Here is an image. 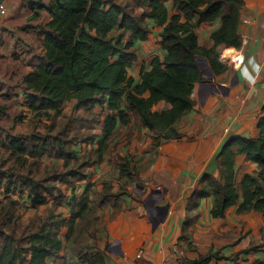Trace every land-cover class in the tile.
<instances>
[{
    "label": "crops",
    "instance_id": "crops-1",
    "mask_svg": "<svg viewBox=\"0 0 264 264\" xmlns=\"http://www.w3.org/2000/svg\"><path fill=\"white\" fill-rule=\"evenodd\" d=\"M51 1L4 0L7 11L0 16V166L2 157L11 152L7 134L43 133L46 128L42 122L50 126L49 131L54 130L50 133H56L58 126H73L71 117H79L83 122L81 136L87 138L82 147L87 152L95 150L102 138L103 117L109 112L105 104L76 107V100L70 99L57 116L49 118L34 116L25 104L23 76L34 69L44 52L40 29L50 20L45 7ZM161 1L169 15L175 12L171 0ZM134 8L138 14L150 11L142 1ZM144 21L147 38L132 40L136 59L128 75L133 84L139 82L142 68H150L153 56L162 59L166 54L158 43L162 25L149 16ZM220 25L221 19L217 18L195 27L201 48L213 47L211 35ZM237 33L239 47H215L227 64L224 71L216 74L205 56H196L204 81L194 83L193 107L174 123L179 137L163 138L154 145L153 137L158 133L140 125L131 115L127 124H117L101 157L93 154L85 164L83 172L87 177L74 183L56 180V190L46 193V202L35 205L48 203L49 213L68 218L72 206L66 203L72 195L88 196L87 208L75 220L72 236L66 238V226L60 229L62 248L48 258L49 264H88L78 258L83 251L101 252L104 264H160L167 256L169 264H188L208 254L211 258L206 264H264L262 213H239L235 204L225 210L223 217H212L214 197L199 198L196 193L202 175L220 178L216 157L224 143L233 136L257 138L260 134L257 122L264 104V0H242ZM129 39L130 32H124L122 41ZM227 47L242 50V65L234 67L222 58L221 52ZM168 106L160 101L153 109ZM122 157L132 168L131 176L119 175L117 163ZM8 159L4 161L6 165ZM64 159L67 157L56 156L59 163ZM49 160L43 155L40 167ZM257 170L255 162L236 154L234 184L238 203L242 201L241 177H257ZM261 184L264 186V182ZM56 191L61 197L56 198ZM1 195H8L3 186ZM50 197L53 198L49 200ZM53 201L57 203L53 205ZM176 249H181L183 255H178Z\"/></svg>",
    "mask_w": 264,
    "mask_h": 264
},
{
    "label": "trees",
    "instance_id": "trees-1",
    "mask_svg": "<svg viewBox=\"0 0 264 264\" xmlns=\"http://www.w3.org/2000/svg\"><path fill=\"white\" fill-rule=\"evenodd\" d=\"M139 1L150 9L148 13L138 14L129 1L121 0H52L45 7L51 17L46 27L40 29L44 52L34 69L23 76L25 104L34 116L48 118L57 116L63 103L70 99L76 100V107L105 104L109 112L103 117L102 138L97 142V148L88 152L75 167L40 180L32 175L21 177L19 182H13V186L9 177H5L2 185L0 173V187L3 186L6 194L26 186L31 205H40L46 201V193L56 189L55 186L43 187L42 181H72L87 177L83 172L85 164L91 161L93 154L101 157L117 124H127L131 115L139 120L140 125L158 133L153 137L154 145L163 138L179 137L181 134L174 123L193 107L191 92L194 83L204 81L196 56H205L218 74L227 68V64L215 47L241 45L237 24L242 0H171L175 11L171 15L161 0ZM147 16L156 18L162 25L158 43L166 54L162 59L153 56L150 68H142L139 82L133 84V78L128 75V68L136 59L132 40L147 38L144 21ZM217 18L221 19V25L211 35L213 47L201 48L195 27ZM116 28L122 36L129 31L130 39L122 41L121 36L114 40L111 32ZM160 101L169 106L154 110ZM261 112L257 122L259 136L231 137L216 157L220 178L204 174L199 180L198 197L212 195L215 199L210 211L212 217H223L225 210L235 204L239 213L256 210L264 216V186L261 184L264 182V104ZM71 119L82 121L79 117ZM49 127L46 126L43 133L7 134V144L11 153L17 154L16 161H20L24 154L34 159L52 154L72 156L70 145L76 142L77 135L63 138L60 133H50ZM236 154L245 155L258 168L257 177L251 174L241 177L242 201L239 203L234 184ZM117 164L120 176L133 174L126 158H120ZM86 208L87 204H80L68 218L50 212L36 230L19 237L0 232V264H49L48 258L62 248L60 229L66 226V238L71 237L75 220ZM78 258L88 264H104L99 251H83ZM210 258L208 254L188 264H206Z\"/></svg>",
    "mask_w": 264,
    "mask_h": 264
},
{
    "label": "rangeland",
    "instance_id": "rangeland-1",
    "mask_svg": "<svg viewBox=\"0 0 264 264\" xmlns=\"http://www.w3.org/2000/svg\"><path fill=\"white\" fill-rule=\"evenodd\" d=\"M121 1H129L132 6H136L137 2L139 0H121ZM112 38L114 40L119 39L122 34L119 29H114L111 32ZM49 126L46 122H42V127ZM83 126L82 121H74L73 126L64 127L63 124L57 127L56 133H60L63 138L72 137L74 135H77L76 142L74 144L70 145L72 147L73 154L71 157H68L67 159H64L62 163H59L56 161V155H47V157L50 158L48 163L46 165H42L40 167V158L34 159L31 158L29 155L24 154L22 156L20 161H16V155L12 154L11 152L8 154V156H3V166L0 169L1 180L4 182L5 177L10 178V183L13 186V182H19L18 178L21 177H28V175H32L35 179H44L46 177H49L50 175L55 174V172L65 170L66 168H72L79 163L82 159H85V157L88 155L87 150L83 149L82 142L83 138L81 136V128ZM44 128V129H45ZM52 128V127H51ZM51 132L52 129L50 130ZM46 132V131H44ZM6 158H9V164L6 165L4 162ZM55 159V160H53ZM61 166H63L65 169H61ZM76 180L81 179H74L72 180V183ZM42 184L45 186H54L56 184V180L50 179L47 181H42ZM81 185H79V188ZM75 189V186L73 187ZM91 189L90 187L88 188ZM56 190V189H54ZM53 190V191H54ZM57 197H61V194H59L57 191L55 192ZM73 192L71 191V194ZM51 194V193H49ZM53 197H50L52 199ZM54 198L53 200H55ZM84 199V200H83ZM78 201V203H76ZM46 202V201H45ZM72 202H75L74 205ZM88 202V196L84 198L83 194L78 193L76 196L72 195L70 201L66 204L68 206H72L71 210L69 211V215L71 212L78 208L80 204H87ZM53 205H55L57 202L53 201ZM49 214V206L48 203L43 206H32L30 198L27 193L26 186H22L20 188L12 190L10 194L7 196H0V232H9L13 233L15 236L19 237L24 233L31 232L33 230H36L38 226L40 225L41 221L45 219V217ZM68 215V216H69ZM66 217V216H65ZM2 240V237L0 235V241Z\"/></svg>",
    "mask_w": 264,
    "mask_h": 264
},
{
    "label": "built area",
    "instance_id": "built-area-1",
    "mask_svg": "<svg viewBox=\"0 0 264 264\" xmlns=\"http://www.w3.org/2000/svg\"><path fill=\"white\" fill-rule=\"evenodd\" d=\"M24 2H36L37 0H22ZM6 6L4 0H0V16H4L6 14ZM222 58L231 63L234 67H239L244 62V54L241 49H236L234 47H227L221 52ZM178 255H183V251L181 249H176ZM140 256V254H137ZM170 258L167 256L163 259L160 264H169Z\"/></svg>",
    "mask_w": 264,
    "mask_h": 264
}]
</instances>
